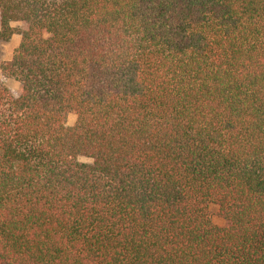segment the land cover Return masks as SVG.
<instances>
[{
	"label": "trees",
	"instance_id": "trees-1",
	"mask_svg": "<svg viewBox=\"0 0 264 264\" xmlns=\"http://www.w3.org/2000/svg\"><path fill=\"white\" fill-rule=\"evenodd\" d=\"M14 34L0 264H264V0H0Z\"/></svg>",
	"mask_w": 264,
	"mask_h": 264
},
{
	"label": "rangeland",
	"instance_id": "rangeland-1",
	"mask_svg": "<svg viewBox=\"0 0 264 264\" xmlns=\"http://www.w3.org/2000/svg\"><path fill=\"white\" fill-rule=\"evenodd\" d=\"M19 42H20V36L17 35V34H14L10 38V40L7 41V42L0 41V63L10 59L14 48L17 47ZM7 85L12 90L17 88V83H15L12 80H9L7 82ZM75 119H76V117H75L74 114H69L68 117H67V125L72 126L74 124V122H75ZM78 159L81 162H90L91 161L90 159H87V158H84V157H79ZM211 213H212L211 214L212 221L215 224H217V225H223L224 224V221L215 214V207L211 208Z\"/></svg>",
	"mask_w": 264,
	"mask_h": 264
}]
</instances>
